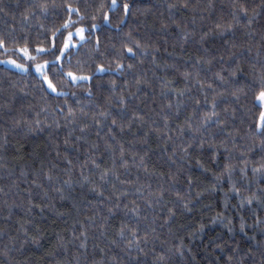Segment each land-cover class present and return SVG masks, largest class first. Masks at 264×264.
Here are the masks:
<instances>
[{
    "label": "trees",
    "instance_id": "1",
    "mask_svg": "<svg viewBox=\"0 0 264 264\" xmlns=\"http://www.w3.org/2000/svg\"><path fill=\"white\" fill-rule=\"evenodd\" d=\"M35 2L36 0H2L0 8L4 10L0 11V35L11 33L21 38V43L22 38L27 35L30 47L38 44L47 47V39L57 29L63 32L66 38L67 31L73 32L81 26L89 29L90 25L95 23L97 28L86 31L85 40L76 48L71 47L68 53L71 57V70L83 75H91L97 65L107 66L109 62L114 69L115 58L121 46L130 43V40H139L145 46L147 55L141 57L144 63L136 65L134 75L120 76L115 72L98 74L93 76L90 85L81 83L73 87L57 83L58 90L68 93L67 96H58L50 90L45 92L41 88L40 76L34 68L26 73L0 64V264H94L101 260L104 264H114L113 258L115 264H128L122 251L125 242L120 239L118 232L121 221L131 220V213L123 208L131 199H135L140 205L141 215L148 216L147 221H140L141 234L147 225L151 224L156 228L155 235L159 237L155 240L157 252L161 251L162 247L171 249L160 264H229L227 255L234 256L232 264H236V261H240V264H261L264 261V256L261 255V249L264 248V233L261 228H264V223L255 225L253 210H257L260 219L264 220V209L254 203L252 208L245 207L238 213L233 207L238 204V197L232 191L231 183L241 187L243 195H250V192L243 190L245 181L239 169L244 166L242 160L245 157L258 166L264 153L261 152L259 138H250L247 134L248 125L256 114L254 109L249 111L252 108L250 92L247 99L240 93L238 101L230 93L237 84L243 85L247 80H251L253 72L261 71V65L264 64V41L260 39L264 34V9L256 8L260 15L252 25L254 37L245 35L249 30L243 28H237L231 36L234 42L243 46L233 51L237 54L243 52L240 67L247 77L241 74L238 81L218 87V90H229L224 96L227 104H221L220 108L228 106L230 110L235 109L234 117L221 112V118L226 119L224 125L211 127L210 135L215 136L218 151L212 152L208 144H205L203 149L194 145L189 149L186 158L181 160L180 157L185 154L178 147L176 155L172 156V141L168 142V151L164 150L162 133L169 132L177 146L191 138L187 130L185 135L180 137L175 129L185 125L186 118L192 114V109L196 108L194 100L203 99L199 85L195 83V72L199 70L202 79H211L212 72L221 67V62L216 59L211 70L206 63H201L194 69L197 56H203L207 60L225 54L227 64L234 63L227 60L228 46L223 43V40L229 37L210 33L203 41L200 39L204 32L214 28V22H226L231 19V0H188L187 9L181 6L184 0H127L134 7L132 14L119 28L116 26L123 16L120 9L109 13L108 22L102 19L97 10L100 3H109L110 0H48L46 15H41L37 10L36 16L24 21L25 9ZM247 3L257 6L260 5V0H247ZM65 4L79 8L84 17L68 30L62 27L68 15ZM169 4H176L177 7L169 9ZM92 15L97 17L95 21L91 20ZM72 20H78L76 13L72 14ZM173 20L177 21L180 27H177ZM128 33H131V38ZM185 35L188 36L187 40L184 39ZM60 42L61 37L57 34V44ZM248 47H251V51L247 50ZM7 58L6 55L0 54V60ZM12 58L19 59V56ZM65 65L67 67V60ZM186 71L192 72L193 77L185 80ZM134 76L142 79L139 86L135 84ZM125 79L129 81L126 86ZM112 80L116 81L118 93L122 92L126 97L130 92L136 93V98L130 102L129 111L143 115L145 122L142 127L141 122H135L131 130L126 129L118 136L126 149L125 158L129 161L127 169H118L120 180L130 183L122 184L112 177L110 180L116 184L117 189L127 190L131 194L120 198L121 208L116 209L115 215L101 227L105 223L101 217L110 215L107 211L109 205L100 203V199L90 191L89 184H81V172L100 184L99 169L92 161L95 160L102 168L111 167V154L106 150L104 140L95 135L97 126L93 117L99 118L100 109L97 105L101 108L108 107L106 98L110 95L109 86ZM216 85H219L218 81ZM186 86L190 92L182 98L184 106L179 109V115L174 114L175 109L164 108V112L170 115L171 130L165 129L161 108L168 100L176 99L170 89H184ZM89 87L93 93L92 97L87 95ZM209 96L211 97V90ZM69 107L75 114V123L69 122L72 118H64ZM201 107L206 110L203 104ZM58 108H63L64 111L61 113ZM112 110L115 112L118 109L113 106ZM196 112L198 117L201 108H196ZM37 119L41 121L38 127L43 131H29L30 128L37 129ZM56 122H59V128L56 127ZM85 125L88 127L81 132L80 129ZM106 131L105 128L101 135ZM77 137L83 138L77 140ZM66 138L69 140L68 145L64 144ZM144 140L147 141L146 144ZM222 140L226 141V144L221 145ZM92 143H98L100 147L93 149ZM57 145L60 156H56ZM134 154H138L135 161L132 160ZM141 156L144 157L143 166L140 165ZM170 156L176 161L175 164H172ZM65 157L72 160L71 165ZM228 164L236 169L231 182L225 173V165ZM251 167L250 164L247 176L248 180L252 181V191H255L257 187H264V180L259 174H253ZM49 168L54 176L60 178V183L69 181V185H64L65 199H61L60 194L53 191L49 182L44 180L43 172H47ZM39 169H43L38 177L39 181L49 187L47 196L30 184L32 179L37 178ZM177 172L175 183L167 175H160ZM189 177L191 184L188 182ZM257 181L260 183L257 184ZM149 184L151 189L148 188ZM161 186L167 189L164 203L154 209H148L145 200L135 192L137 187H141L143 195L147 196L149 191L156 192ZM104 187L105 195H110V185L106 184ZM25 189L36 196L34 203L44 206L43 213L36 208L29 211L30 198ZM176 191L181 193L184 197L183 203H187L191 211L183 207L175 195ZM225 204L228 205L227 208ZM173 207L176 215L170 224H165L167 210ZM218 213L227 219L223 222L216 219ZM240 215L244 216V232L240 231ZM88 217H94V221ZM228 220H231V223H228ZM201 225L204 226L202 232ZM229 228H232L231 232L228 231ZM23 229H27V236ZM82 232L87 233L86 251L80 248L84 240ZM34 235L40 237L38 245L29 239ZM253 236L255 240L250 239ZM25 239H29V242L24 243ZM113 240L116 241L115 245L111 243ZM217 244L223 248H217ZM237 246L239 250L233 252ZM177 248H182L183 256L176 251ZM101 249H104L103 253ZM249 249L252 251L249 252ZM217 257L220 259L217 260ZM141 258L149 264L153 260L151 254Z\"/></svg>",
    "mask_w": 264,
    "mask_h": 264
},
{
    "label": "snow or ice",
    "instance_id": "2",
    "mask_svg": "<svg viewBox=\"0 0 264 264\" xmlns=\"http://www.w3.org/2000/svg\"><path fill=\"white\" fill-rule=\"evenodd\" d=\"M2 3V0H0ZM183 8L187 9L189 7L188 0H184L183 4L181 5ZM134 7L133 4L127 2V0H110L109 3H100L98 5L97 10L101 13L102 19L105 22H108L110 19L109 13H115L117 9H120L123 13V16L120 18L119 24L116 26L119 28L120 24H124L127 17L132 14V8ZM176 4H169L168 8H176ZM260 7L264 9V0H260V5L257 6H250L247 3V0H231L230 3V17L231 19L226 22H214V28H210L207 32H204L201 36V41H203L210 33L218 34L221 37H229L228 39H224V45L228 46L227 49V60L234 61L233 64H227L225 60V54L219 55L217 58L213 56L208 58L207 60L203 56L196 57V63L193 65L195 69L197 65L201 63H206L209 66V70H211V66L213 61L218 59L221 62V67L218 71L212 72L211 79H202L200 78V71L197 70L195 72V83L199 85L200 91L202 92L203 99H195L194 103L196 108H201V113L197 117L196 108L192 109V114L186 118L184 126H178L175 131L179 134L180 137L185 135V131L187 130L191 134L190 140L186 141L185 143H181L180 145H175L173 141V137L169 132L162 133L164 137V150L168 151L169 148V141L173 142L172 146V156L176 155L177 147L181 152L185 154V156H181L180 159L183 160L189 154V149L193 148L195 145L196 147L203 149L205 144L209 145V148L212 152L218 151V146L215 144V136L210 135V130L213 125L220 127L226 123V119L221 118V112L225 114H230L233 117L235 116V109H231L228 106L220 108L221 104L226 105L227 101L224 99L225 93L229 90L227 88H222V90H218V87L223 86L229 82L238 81L241 74L247 77V74L243 72V69L240 67V60L243 59V52L237 54V52L233 51V49L243 47L242 45H238L231 39V36L235 34L237 28L248 29L245 35L249 37L255 36V31L252 29V25L254 24L256 18L260 15L259 12L256 11V8ZM49 4L48 0H36L35 3L29 5L28 8L25 9L24 14V21H29L31 17L36 16L37 10L41 15H46L48 12ZM65 11L68 14L65 23L62 27L65 30H68L70 27L78 23V21L83 20L84 17L80 13V9L73 7L71 4L64 5ZM106 9V10H105ZM3 8H0V11H3ZM76 13L78 20H72V14ZM97 17L95 15L91 16V20L95 21ZM195 21H193L194 23ZM173 23L177 24V27H180V24L173 20ZM111 27V25H108ZM41 27H43L41 25ZM97 28V24L92 23L89 29L85 27H77L75 32L67 31L66 38L64 37V33L57 29L55 32L51 34V36L47 39L48 46L37 45L35 47H30L29 40L27 35L22 38H18L17 36L9 33L6 35H0V54L6 55L8 58L5 60H0V64H11L16 68L21 69L24 72H29L31 68L35 69V72L39 74L41 79V88L47 92V90H51L52 93H56L58 96H67L68 93L62 92L58 90L57 83L61 86L66 87H73L78 86L81 83L91 84L93 80V76L98 74H111L113 72L119 74L120 76L125 75H134V69L136 68L137 64H143L144 61L141 57L147 55V50L144 45L141 44L139 40H130V43H125L121 46V49L118 52L117 57L115 58V68L113 69L112 63L109 62L107 66L104 64L97 65L95 72L91 75H83L78 74L76 71L71 70V57L68 55L70 52L71 47H73V37L78 36L81 41L85 40V32L92 31ZM15 31L13 27L12 32ZM57 34L61 37V42L57 44ZM131 38V33L127 34ZM184 39L187 40L188 36L185 35ZM261 41H264V34L260 37ZM9 45H13L10 47ZM248 51H251V47L247 48ZM207 51V49H205ZM35 53V54H33ZM19 56V59H13V56ZM47 57H51L48 59ZM68 61V65L66 67L65 61ZM22 61V62H21ZM125 61H127L125 63ZM79 63V62H77ZM185 80H188L189 77H193L192 72H185L184 73ZM55 81V82H54ZM134 81L137 86L142 83V79L139 76H134ZM219 82V85H216V82ZM129 81L127 79L124 80L125 86L128 85ZM46 85V88H45ZM117 84L115 80L110 82L109 86V93L110 95L106 98V104L108 105L107 108H101L99 105L97 107L100 109L98 112L99 118L97 119L95 116L93 117L95 124L97 126L95 135L104 140L106 150L111 154V167H101L100 164H97L95 160L92 163L95 165L97 169H99L98 178L101 182L97 184L95 180L92 179L91 176H84L83 172H81V176L83 177L81 184H89L90 191L95 193L96 197L100 199L101 204L107 203L109 206L107 207V211L110 214L109 217H101L104 220V224L101 227H104L107 223V220L112 216L115 215V210L121 208L120 198L121 197H128L131 193L129 191L124 190L120 191L117 189L116 184L112 183L110 177L114 178L116 181H120V183H130L129 181H122L120 180V173L118 171L119 168L127 169L129 166L128 159L125 158L126 149L124 144L118 139L120 134H123L126 129L131 130L133 128V124L137 121L141 122V127L145 122V117L143 115L137 114L135 111H129L130 109V102L132 99L136 98V93L130 92L129 96L126 97L125 95L117 92ZM244 89H248L245 91ZM209 90H211V97L209 96ZM137 91H139V87H137ZM173 92L174 96L176 97L175 101L168 100L167 104L161 108V112L164 114V128H170V115L164 112V108L169 110L175 109V115H179V109L184 106L183 97H185L187 92H190V89L187 86L184 89H170ZM250 92V103L252 105L251 110H256L255 118L251 121L247 128V134L250 138H259L260 149L261 152L264 153V64L261 65V71L253 72L251 80H247L243 85L237 84V86L231 91V96L234 97L237 101L240 99V93H243L245 98H249ZM75 95V93H72ZM163 94V93H162ZM87 95L92 97L93 93L91 91V87H89L87 91ZM191 99V97H189ZM206 107H201V105ZM115 106L118 110L113 111L112 108ZM218 108L220 109L218 111ZM59 112H63V108H58ZM83 111V109H81ZM74 113L69 107L68 114L64 118L66 120L70 119L69 122L75 123ZM39 116V113H37ZM108 121V123H105ZM19 123V122H17ZM37 129L30 128L29 131L35 132L36 130L43 131L42 128L38 126L41 124V121L37 119L35 121ZM51 127V125H48ZM56 127L59 128V122H56ZM88 125H85L80 129L81 132H84ZM107 129L104 132V135L101 133L104 129ZM135 135V133H133ZM147 133H145V136ZM231 135V133H229ZM6 138V136H5ZM83 137H77V140L82 139ZM110 138V139H109ZM145 144L147 143L146 140L143 141ZM234 142V141H233ZM64 144L68 145L69 140L66 138L64 140ZM221 145L226 144V141H221ZM91 147L93 149L99 148L100 145L98 143H92ZM59 146L57 145L56 156H60V151L58 150ZM227 150V149H225ZM254 149H249V151H253ZM118 153V155H117ZM136 155L132 156V160H136ZM147 155V152L145 153ZM172 156L169 157L172 164H175L176 161L172 160ZM67 163L69 165L72 164L71 159H67ZM243 167L239 169L241 177L245 181L243 185V190L250 192V195H243L241 187H237L234 182L231 183L232 191L238 197V204L233 206L236 211L242 212V210L247 208H252V205L255 203L259 206L260 209H264V187H257L255 191H252V181L248 180V170L249 165L251 164V171L253 174H259L261 179L264 180V155L260 157L258 162V166L251 161L249 158L245 157L242 160ZM140 165H144V157H140ZM53 167H58V165H53ZM203 167V165H201ZM147 172V167L144 169ZM43 169H39L37 171V178L31 180L30 184L34 185L36 188H39L44 196L48 195L49 187H45V184L40 182L38 177ZM67 171V169H65ZM179 171V170H178ZM207 171V169H205ZM236 171L235 167L231 164L225 165V173L231 182V178ZM224 173H222L223 175ZM162 177L167 175L173 183L176 182V178L178 175L177 173H161ZM43 178L47 182H49V186L51 189L60 194L61 199H65L64 196L65 188L64 185H69L68 180L62 181L60 183V178L58 176H54L52 169L49 168L47 172H43ZM139 179V177H137ZM219 180V177L216 178ZM56 183H53V182ZM189 184L192 183L191 178L188 179ZM260 181H257L259 184ZM110 185L111 194L105 195V185ZM59 185V186H57ZM148 188L151 189V185H148ZM2 191V189H0ZM27 192L29 196V203L32 208L39 209L41 213L44 212V206L40 203H34L36 200V196L33 195L32 192H28L27 189L24 190ZM167 189L161 186L156 192L149 191L147 196L143 195L141 187H137L135 189L136 193H139L141 198L145 200L148 209H154L157 205H161L164 203V197ZM175 195L178 199H180L183 207L191 211L187 203H183L184 197L181 196L179 191L175 192ZM115 197V203H113V198ZM131 205V206H130ZM227 204L225 207L227 208ZM123 208L127 210V212L131 213V220L125 222L121 221L118 235L122 241L125 242V247L122 249L124 251L125 256L127 257L128 264H149L148 261L142 259L141 257H147L149 254L153 256V260L151 264H160V262L166 259V255L171 249H163L157 252L155 247V240L159 239L158 236L155 235L156 228L152 227L151 224L147 225V228L141 234L140 228V221L141 220H148L147 215H141V208L140 205L137 204L135 199L129 200L128 203L123 205ZM168 215L164 219L165 224H170L173 217L176 215L175 208H168L167 210ZM61 215H63L61 213ZM253 216L255 217V225H260L264 223V220H261L259 217V212L257 210H253ZM89 220L94 221V217H88ZM216 219L221 220L222 222L227 219L223 217L221 214H217ZM216 220H213L215 223ZM155 223V219L153 220ZM228 223H231V220H228ZM254 225V226H255ZM23 228V225H21ZM83 227V224H81ZM203 225L200 227V231H203ZM245 222L244 216L240 215V231L244 232L245 230ZM25 235L27 236V229H23ZM229 232L232 231V228L228 229ZM261 232L264 233V228H261ZM75 235V234H74ZM81 235L84 237V240L80 244V248L87 250V233L82 232ZM152 237V239H150ZM32 243L39 244L40 237L38 235L31 236L29 238ZM29 239H25L24 243H28ZM250 239L255 240V237H250ZM112 244H116V241H111ZM257 243H261L257 241ZM151 245V246H150ZM217 248L222 249L223 246L220 244L216 245ZM147 249V250H146ZM239 250L238 246L234 248L232 251L237 252ZM102 253L104 249L100 250ZM177 252L181 256L184 255L182 248H177ZM191 251V249H188ZM249 252L252 250L249 249ZM261 255L264 256V248L261 249ZM220 258L217 257V260ZM229 264H232L234 261L233 255H227L226 257ZM115 264V258H113ZM94 264H104V261L101 260L99 262H94ZM236 264H240V261H236ZM264 264V261L261 262Z\"/></svg>",
    "mask_w": 264,
    "mask_h": 264
},
{
    "label": "rangeland",
    "instance_id": "3",
    "mask_svg": "<svg viewBox=\"0 0 264 264\" xmlns=\"http://www.w3.org/2000/svg\"><path fill=\"white\" fill-rule=\"evenodd\" d=\"M73 32H75V31H73ZM82 41L79 39V37L78 36H75L74 35V37H73V48H76L77 46H78V44H80ZM5 65H7V66H9V67H11V68H14V69H17V70H19V71H22L21 69H19V68H16L15 66H13V65H11V64H5ZM34 71H35V69H34ZM24 72V71H23ZM39 75V74H38ZM50 90V89H49ZM51 91V90H50Z\"/></svg>",
    "mask_w": 264,
    "mask_h": 264
}]
</instances>
